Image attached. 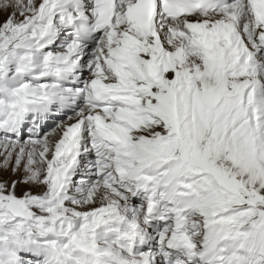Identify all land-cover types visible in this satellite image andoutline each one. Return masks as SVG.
Masks as SVG:
<instances>
[{
    "label": "snow or ice",
    "instance_id": "6c2138e0",
    "mask_svg": "<svg viewBox=\"0 0 264 264\" xmlns=\"http://www.w3.org/2000/svg\"><path fill=\"white\" fill-rule=\"evenodd\" d=\"M0 15V264H264V0Z\"/></svg>",
    "mask_w": 264,
    "mask_h": 264
},
{
    "label": "bare ground",
    "instance_id": "6f19581e",
    "mask_svg": "<svg viewBox=\"0 0 264 264\" xmlns=\"http://www.w3.org/2000/svg\"><path fill=\"white\" fill-rule=\"evenodd\" d=\"M0 19H3V16L2 15H0Z\"/></svg>",
    "mask_w": 264,
    "mask_h": 264
}]
</instances>
